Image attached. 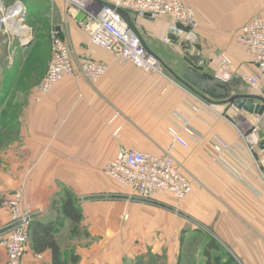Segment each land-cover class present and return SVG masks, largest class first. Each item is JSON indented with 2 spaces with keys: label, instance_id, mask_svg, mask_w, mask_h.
<instances>
[{
  "label": "crops",
  "instance_id": "0c3cea01",
  "mask_svg": "<svg viewBox=\"0 0 264 264\" xmlns=\"http://www.w3.org/2000/svg\"><path fill=\"white\" fill-rule=\"evenodd\" d=\"M20 1L26 9L23 23L27 31L9 45L4 74L0 71V116H11L18 125V135L4 156L5 196L21 190L36 210L34 219L47 222L61 217L60 205L67 193L75 201L99 195V200H79L83 202L89 248L78 264H107L110 246L118 249L119 241L135 243L139 253H159L163 246L175 244L171 238L195 226L207 231L226 257L264 264V178L260 174L264 167V113L251 114L230 103L204 100L176 78L188 65L201 66L199 71L215 75L218 49H222L232 60V77L226 80L230 94H260L238 77V72L251 73L254 68L234 33L252 17H264V6H257L255 0L225 4L221 0H184L198 21L187 38H221L214 40V46L180 44L176 37L164 43L169 19H133L143 44L160 60L162 72L149 73L90 45L80 22L81 12L69 9L62 0ZM42 16L49 22L47 26L57 28L76 57L89 56L107 65L101 78L92 82L81 75L67 76L34 100L47 62L43 59L40 75L32 69L31 77L25 78L32 67L30 59L37 48L43 49L36 45L29 23L39 22ZM23 40H30L29 44ZM47 54L50 58V50ZM198 59L202 61L197 67ZM185 125L196 135L184 132ZM171 126L187 142L186 146L173 144L170 152L191 182V193L181 200L158 192L149 201H126V187L104 173V164L122 148L161 154L171 145ZM253 128L256 143L246 137ZM7 223V209L0 208L1 237ZM5 260L0 245V264ZM50 260L49 250L35 253L30 243L23 264ZM207 260L204 255L208 264Z\"/></svg>",
  "mask_w": 264,
  "mask_h": 264
},
{
  "label": "built area",
  "instance_id": "2783aa9c",
  "mask_svg": "<svg viewBox=\"0 0 264 264\" xmlns=\"http://www.w3.org/2000/svg\"><path fill=\"white\" fill-rule=\"evenodd\" d=\"M62 1L69 9L75 8L82 13L83 19L80 22L88 34L90 45L149 73L162 72L160 60L141 43L139 32L133 26V19H169L167 33L163 36L164 43L171 42L170 34L178 40H183L188 31H193L198 26L194 10L186 5L184 0H112L102 3L94 0ZM25 12V6L20 0L12 3L0 0V33L20 36L13 31L12 25L25 27ZM234 36L235 41L246 48L254 68L251 73L238 72V77L264 96V17H252L234 33ZM217 63L218 71L215 77L220 81L229 80L232 77L230 56L219 52ZM106 69L107 65L103 61L89 56L76 57L68 42L53 28L50 32V58L47 69L35 87L33 98L37 101L67 76L81 75L94 82L103 76ZM183 130L191 136L196 135L187 125ZM168 134L171 145L159 155L134 148H122L104 164V173L126 187V201H149L158 192L168 193L181 200L191 193V182L170 152L173 144L186 146L187 142L175 127H169ZM246 137L256 143V129H251ZM215 149L220 150V147L215 146ZM260 174L264 178V167L261 168ZM5 207L8 223L4 236H0V245L6 253L3 264H22L36 210L29 202L23 200L21 190L13 193L6 201Z\"/></svg>",
  "mask_w": 264,
  "mask_h": 264
},
{
  "label": "rangeland",
  "instance_id": "374dc122",
  "mask_svg": "<svg viewBox=\"0 0 264 264\" xmlns=\"http://www.w3.org/2000/svg\"><path fill=\"white\" fill-rule=\"evenodd\" d=\"M209 1L214 2L218 0H209ZM221 1L223 4L229 3V0H221ZM254 3L257 6L260 5V7L264 6V0H255ZM33 7L41 8V5H38V6L35 5ZM42 18L43 16L41 17L39 22L32 21L31 23H29L33 26V39L36 40V45L40 44V46H42L43 49L39 50V48L41 47L37 48V52L35 53L34 58L30 59L32 61V67H31V70L28 71L27 74H25L26 79L31 77L32 69H33V73H35L36 75L41 74V72L43 71V66H42L43 59H45V61L47 62V65L49 62L47 50H50V32L52 31L53 26L51 24H50L51 27L50 25L47 26L49 22L47 23ZM16 38H18L16 34L12 35L11 33H0V71H2V75L4 74V70L8 62V59H7L8 51L7 50L9 48V45L13 46L14 43H17ZM232 39L234 40V37H232ZM214 40L219 41L221 40V38H218V37L205 38V37H199L197 35L195 36L193 35L191 40L187 38L186 36L183 40H181L182 42H179V43L180 44L183 43L185 45L187 44L198 45V44L203 43V44H212V46H214ZM218 50L221 52L224 51L222 49H218ZM31 54H33V51ZM201 61H202L201 59H198L197 67L200 65ZM46 69H47V66H46ZM46 69L44 73L42 74L41 78L44 76ZM199 69L203 70L201 66H199ZM209 72L211 71L209 70ZM6 79L4 76L5 84L7 83ZM0 82H1V79H0ZM8 119L10 120L9 123H7ZM17 131H18L17 121H13V118L11 116L10 117L5 116V115L0 116V192H1L0 193V208H5L6 201L11 198L10 197L11 195L5 196V186H6L5 185L6 184L5 171H7L6 170L7 166L5 163L4 156H5L7 148L9 147V144L11 143L12 139L17 137L18 135ZM99 198L100 196L98 195V196H91V197L83 198V200L95 201V200H99ZM23 200L28 202L24 198V196H23ZM79 200H82V198L81 199L77 198L76 203H77V206H79L82 211L81 205L83 202L79 203ZM71 228H72V224L69 223L67 220H63L62 224L59 226V229L57 230V236H58L57 239L59 240L61 250L63 251L64 255H67L69 251L70 252L75 251V252H78L79 257L80 256L83 257V255L86 253V250L89 248V242H88L89 234L87 232L85 225L83 224V220H81L80 224L77 226V230H78L77 235H73L71 233ZM5 230L6 228H3L2 231H5ZM210 239L215 240L213 237H211L207 233V231L205 232L199 226H195V229L186 231L184 234H182L181 232L178 238L176 237L174 239L171 238L170 240L175 242V244L163 246L161 248V251H158L159 253H154L149 250L147 252L139 253V252H136L135 243L131 242L127 244L128 243L127 242L125 244L124 241L122 242L119 241L117 243V245H119L117 246L118 249H114L115 245L110 246V252H109L110 261H108L107 264H207L204 261L203 249H204V246L207 244L208 240ZM29 244H30V239H29ZM225 253L226 252H222V251L212 252L211 254L213 255L212 256L213 258L212 260H210V264H221L222 261L227 258ZM216 254H220L221 258H219L218 260H215L214 256H216ZM24 256H23V259H24ZM113 260H114V263H113ZM237 263L250 264L251 262L248 263V262H236L235 261V264ZM252 263L257 264V262H252ZM22 264H23V260H22Z\"/></svg>",
  "mask_w": 264,
  "mask_h": 264
},
{
  "label": "trees",
  "instance_id": "16d2710c",
  "mask_svg": "<svg viewBox=\"0 0 264 264\" xmlns=\"http://www.w3.org/2000/svg\"><path fill=\"white\" fill-rule=\"evenodd\" d=\"M60 206L61 217L59 216L56 220L47 222L34 219L31 224L29 239L33 251L35 253H42L43 251L49 250L51 254V260L48 263L42 264H78L80 260V257L75 251H69L67 255H64L55 238V234L62 224V221L68 219L72 224L71 233L77 235V226L82 220V211L69 193L66 194ZM213 250L218 252L220 246L215 240L210 239L203 249V254L208 257V264H210V260L213 258L211 254ZM214 257L215 260L221 258L220 254H216ZM221 264H235V261L231 256H228Z\"/></svg>",
  "mask_w": 264,
  "mask_h": 264
},
{
  "label": "water",
  "instance_id": "95a60500",
  "mask_svg": "<svg viewBox=\"0 0 264 264\" xmlns=\"http://www.w3.org/2000/svg\"><path fill=\"white\" fill-rule=\"evenodd\" d=\"M82 17H79L80 20L83 19ZM84 22H86V19ZM169 37L175 40L174 35L170 34ZM140 40L143 44L141 37ZM29 41L26 40L23 43L28 45ZM176 78L204 100L212 99L230 103L238 110L251 114L262 115L264 113V96L260 94H230L229 84L226 81H220L215 75L199 71L192 65H188L181 76H176Z\"/></svg>",
  "mask_w": 264,
  "mask_h": 264
},
{
  "label": "bare ground",
  "instance_id": "6f19581e",
  "mask_svg": "<svg viewBox=\"0 0 264 264\" xmlns=\"http://www.w3.org/2000/svg\"><path fill=\"white\" fill-rule=\"evenodd\" d=\"M13 31H15L18 34H22L23 32H26V28L25 27H16L14 25H12ZM22 36V35H21Z\"/></svg>",
  "mask_w": 264,
  "mask_h": 264
}]
</instances>
